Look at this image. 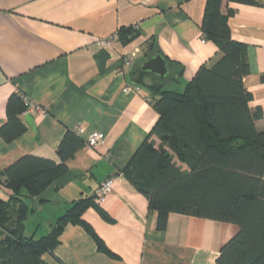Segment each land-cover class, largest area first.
Wrapping results in <instances>:
<instances>
[{
  "label": "crops",
  "instance_id": "obj_1",
  "mask_svg": "<svg viewBox=\"0 0 264 264\" xmlns=\"http://www.w3.org/2000/svg\"><path fill=\"white\" fill-rule=\"evenodd\" d=\"M256 2L224 0L222 14L234 10L227 21L233 40L247 46L250 74L243 82L253 96L250 108L264 114V0ZM205 6L206 0H0V127L15 93L43 108L21 116L27 131L13 143L0 137V199L11 198L3 171L29 155L59 163L57 150L68 131H77L85 143L99 132L102 141L79 150L67 162L69 174L33 199L36 210L29 217L38 209L52 211L41 216L44 224L38 221L31 236H45L74 202L91 198L102 182L115 179L100 206L112 222L95 208L83 219L117 258L100 253L81 226L69 224L59 246L43 256L45 263L217 264L222 247L239 232L234 224L175 213L159 230L157 213L122 175L157 121L148 85L163 81L166 90L182 92L201 66L220 57L211 41L203 42ZM122 27L140 34L126 45L118 37L110 48L97 45ZM150 43L170 63L172 76L165 80L149 73L141 83L139 68L154 53L147 55ZM127 57L133 58L129 66ZM256 126L264 131V118ZM150 141L159 147L156 136ZM174 162L188 170L177 157Z\"/></svg>",
  "mask_w": 264,
  "mask_h": 264
},
{
  "label": "trees",
  "instance_id": "obj_2",
  "mask_svg": "<svg viewBox=\"0 0 264 264\" xmlns=\"http://www.w3.org/2000/svg\"><path fill=\"white\" fill-rule=\"evenodd\" d=\"M223 2L206 0L200 26L203 38L218 49L219 59L201 66L182 92L166 90L163 81L148 85L147 99L157 121L122 175L146 197L149 210L157 213L159 230L166 229L172 213L234 224L239 232L222 247L217 264H264V131L256 126L264 114L261 108H250L253 96L243 82L250 74L247 46L233 40L227 17L234 10L228 8L227 17L223 16ZM228 3L258 5L256 0ZM139 34L132 27H122L117 37L126 45ZM155 49L150 43L147 55ZM147 75L139 72L138 81L143 83ZM30 105L26 95H11L7 120L0 127L4 142L13 143L25 134L21 116ZM152 136L160 140L158 148L150 141ZM85 146L76 131H68L57 150L59 163L29 155L3 171L11 198L0 199V264H47L43 256L59 246L69 224L81 226L100 253L117 258L83 219L87 209L95 208L112 222L95 204L94 195L74 202L45 236H25L26 220L36 210L27 200L39 199L65 178L67 162ZM174 157L188 170H182Z\"/></svg>",
  "mask_w": 264,
  "mask_h": 264
},
{
  "label": "built area",
  "instance_id": "obj_3",
  "mask_svg": "<svg viewBox=\"0 0 264 264\" xmlns=\"http://www.w3.org/2000/svg\"><path fill=\"white\" fill-rule=\"evenodd\" d=\"M116 38H117V36L114 35V36L107 38V39H101L98 41L97 45L100 47L110 48L112 41L115 40ZM204 41H205V39L203 40V42ZM132 62H133V58L127 57L124 61V65L129 66V65H131ZM42 109L43 108H41L40 106H35V105L31 104L30 109L27 113H30L31 111H42ZM101 141H102L101 133L93 132L88 137L85 147L86 148H95V147L100 145ZM114 184H115V179L109 178V179L105 180L104 182H102L98 186V188L94 192L95 204H97L98 206H102L106 202L108 196L113 192Z\"/></svg>",
  "mask_w": 264,
  "mask_h": 264
},
{
  "label": "water",
  "instance_id": "obj_4",
  "mask_svg": "<svg viewBox=\"0 0 264 264\" xmlns=\"http://www.w3.org/2000/svg\"><path fill=\"white\" fill-rule=\"evenodd\" d=\"M140 73H151L161 79H165L171 74L168 61L162 56L160 51H156L139 68Z\"/></svg>",
  "mask_w": 264,
  "mask_h": 264
},
{
  "label": "rangeland",
  "instance_id": "obj_5",
  "mask_svg": "<svg viewBox=\"0 0 264 264\" xmlns=\"http://www.w3.org/2000/svg\"><path fill=\"white\" fill-rule=\"evenodd\" d=\"M33 200H27L28 204L31 207H36V205L34 203H32ZM52 210H50L49 208H45L43 211L38 209V213H35L33 215H31L28 219V222L26 223L27 229L25 231V236L30 237L31 233L33 232L34 227L37 226V224L43 223L41 216L45 215L46 217L51 213ZM39 221V222H38ZM44 224V223H43ZM43 230H46L45 225H42ZM42 231V230H41ZM48 234V232H47ZM42 237V234H40V232L38 233V235L36 236V238Z\"/></svg>",
  "mask_w": 264,
  "mask_h": 264
}]
</instances>
